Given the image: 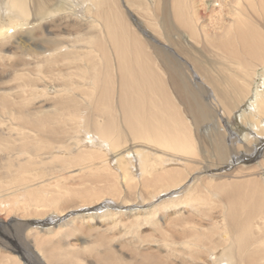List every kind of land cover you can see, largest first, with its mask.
I'll use <instances>...</instances> for the list:
<instances>
[{"label":"bare ground","instance_id":"1","mask_svg":"<svg viewBox=\"0 0 264 264\" xmlns=\"http://www.w3.org/2000/svg\"><path fill=\"white\" fill-rule=\"evenodd\" d=\"M145 1L125 4L151 12ZM195 1H171L183 31L168 9L161 20L163 38L173 40L175 33L182 39L185 32L192 41L211 43L225 67L233 69L228 85L236 92L235 107L255 92L243 117L251 118L252 130L263 139L264 0H212L221 8L217 18L208 17L209 23L201 20L207 1L200 0L196 8ZM176 45L188 48L180 41ZM153 46L127 22L116 0H0V211L20 207L28 214H45L58 205L63 191L72 192L64 179L76 176L108 180L109 188L74 191L87 204L104 203L106 193H121L124 187L135 191L141 185L146 191L142 202L150 199L151 207L137 212L135 221L125 226H140L153 221L159 209L167 212L184 204L199 207L198 212L208 209L211 220L204 223L192 217L170 224L165 215L164 222L154 219L152 225L160 230L152 242L158 243L157 250L131 259L142 257L144 264H264L263 175L236 170L243 175L209 178L194 187L202 179L197 172L219 171L237 160L239 152L234 154L226 135L217 132L210 140L217 168L203 163L206 155L199 158L193 131L212 122L214 111L191 89L170 51ZM257 79L262 83L255 91ZM170 86L194 124L184 119ZM220 93L227 99L224 91ZM252 141L243 140L246 151L253 153ZM253 158L254 154L247 159ZM172 160L185 168H169ZM135 171L142 178L138 180ZM237 176L245 178L230 180ZM112 197L105 204L118 207L110 202ZM114 215L109 211L105 219L118 225L121 219ZM59 216L45 223L56 222ZM94 218L82 220L90 225ZM72 224L60 222L45 233L58 235L73 229ZM105 237L99 235L97 242H106ZM99 252L96 264L137 263L112 248ZM28 254L37 264L46 260L43 252ZM16 257L9 262L21 264Z\"/></svg>","mask_w":264,"mask_h":264},{"label":"rangeland","instance_id":"2","mask_svg":"<svg viewBox=\"0 0 264 264\" xmlns=\"http://www.w3.org/2000/svg\"><path fill=\"white\" fill-rule=\"evenodd\" d=\"M116 1L121 6V10L126 17L127 22H129V24H131L133 28L137 29L141 36L146 39V41H149L151 45H154V48L157 47L156 49H158L159 51L163 50L164 48L166 49V51H170V54L173 55L174 60L176 61L175 64L179 65L184 70V75L186 76L187 82L189 86H191V89L197 94V96L200 97L203 102L207 103L214 111L213 113L215 114V119L212 122H207L206 124H204L205 126H197L196 131H193V135L197 143L196 146L200 153L199 158H202L206 155V158H204L203 160L204 162H202L205 164H209L211 168H217V166L213 165L215 163V155L211 150L210 144L211 138H215L214 135L217 132H221L226 135L227 145L229 149L231 148L230 150L234 154L236 153V151L239 152L237 160H232V163L229 166H225L219 171L204 169V171L197 172L195 175H199V177H201L202 179L198 180L194 187H201L202 183L204 184L205 181L209 180V178H213L214 180L218 178H229L230 176H232L229 174H236L237 171H241L244 173L247 172L251 174L253 172H257L258 174H262L264 179V168H261V163L264 159V138L258 139L256 133L252 130L253 123H251V118L244 119L243 117L244 113L249 112L251 96H253L255 92H251L252 94L246 99L244 105L239 108L235 107L238 104V102L236 101V92L228 85V83H231L233 69H231L230 67H225V64L223 63L224 61L215 53L211 43L206 44L202 41L201 43L192 41V38L189 37V35L185 32L182 36V39H178L175 33L173 34V40L169 38L168 41H166L165 38H163L161 30V20L163 18V13L165 11L167 12L169 9L171 13L169 11L168 12L169 14H172V21H174V23H177V21H175L174 19L173 14L175 13V10H173V0L145 1L148 2L149 5H151V12H148L141 8L134 7V9L133 7H128L125 4L127 0ZM206 1V4L208 5L202 13L204 15L201 20L209 23L210 20L208 17H210L211 15L212 17L217 18V8L220 9L221 7H215L212 0ZM195 4L196 8L198 5H200V0H196ZM228 8L229 7L227 6L223 7L225 11H227ZM214 9H216V12L214 11ZM152 11L154 12V14H152ZM175 26L182 30V28L179 27V23L175 24ZM177 41H180V44L182 45L187 44L186 46L188 47V51L186 49H180L176 45ZM193 57L195 58V62L192 59ZM218 66L220 67V69ZM261 72L262 70H260V73ZM261 83L262 80L260 79H257L255 81V91L260 87L259 85H261ZM170 90L173 94V100L175 101V103H177L182 111L184 119H186L187 123L192 125L193 120L190 116L191 113L189 114L184 110L185 105L183 106V104L180 102V97L173 91L171 86ZM221 90L227 94V99H222V95L220 93ZM235 109L236 111L232 113V111ZM243 140H253V153L248 152V150L246 151L247 147H244L246 143H244ZM235 148L236 150H234ZM253 154V160L247 159L248 157L253 156ZM245 155L249 156L246 158ZM172 161L174 162V160ZM112 163H115V160H112ZM200 163L201 161L197 162L196 165H199ZM184 165V163L178 164L177 162H171L168 167L170 168L171 166H180L181 168H185L183 167ZM258 167L259 170L257 169ZM211 173L217 176L209 177ZM237 174L243 175L241 173ZM135 177L139 180V178H142V174L138 171H135ZM90 178H92V176ZM90 178L87 177L88 180L86 179L85 181L84 179H82V176L67 178L69 180L64 179L65 186L71 188L73 193H66V191H63L64 194L59 196V200L57 203L58 205H56L55 208L48 209V207V212L45 211V214H37L36 212L34 213V211L31 212L32 214H28L20 207L13 209L11 212L9 211V213L6 211H0V264H11V262L9 261L12 260L14 255L18 256L16 258L21 264H37L36 260L31 257L30 254H28L29 252L37 256V251H40L41 254L42 252L45 254L46 260L45 262H43L44 264H75L77 261L79 264H82V262L80 263V261H84L88 264H96L98 263L99 257L97 254L100 253L99 251L104 250V247L106 249L112 248L114 252L122 255V257L126 258V260H136L135 262L137 263L134 262L135 264H144V262L142 261V257H138V259H135V256H141L144 253L156 251L158 245V243L156 244L152 242L153 239L155 240L159 235L160 230L154 227L151 222H154L156 219H160L161 222H164V219L161 218L163 215L168 218L167 222H170V224H173L175 222H182L183 220H187L192 217L196 218L198 221L203 220L202 222L204 223L211 220L208 217V215L210 214L208 209H206L205 211L204 209H202L201 212H198L197 209L199 207L192 205H189L188 207L187 204H184V206H178L176 210L172 211L170 208L167 209V212H165L163 209H159L156 214L157 216L152 217V219L154 218L155 220L153 219V221H151L150 219L149 222H143L144 224H141L140 226H125L124 224H129L131 221H135V215L137 214V212L140 214L142 212L149 211L152 202H150V199H147L146 202L144 201L145 203H143L141 198V195L145 194L146 192L145 189H143L141 185H138V188L134 189L135 191H133V188L130 190L129 188L127 189V187H124L123 192H121L122 194L120 192L114 195L112 193H106L105 195L107 197H104V203L97 204V200H92L93 202L90 200L88 201L89 204H87V202H83L81 199L76 197V195L74 194L75 190H85L87 188H90L91 186H95L97 188L108 187V180L106 178L105 179L107 182H105V179L100 182L98 180L95 181L93 178ZM243 178L245 177L237 176V178L233 177L230 180ZM126 189L128 191L130 190V193H128ZM124 190L128 194H124ZM203 190L204 189H202V191ZM131 192L134 193L132 194ZM133 195H135V197ZM200 195L205 196L204 193H200ZM108 197L113 198V201H110L111 203H117V205L119 206L117 207L115 205H106L105 203H107L108 199H110ZM131 198L133 199L134 203L131 201ZM123 199L124 201L129 199L130 201L124 202ZM147 201L149 202V204ZM213 203H216V201L214 200ZM109 211L115 213L114 218L121 219L118 225L113 223L112 219L110 221L105 219ZM60 212H62L61 216H59ZM203 213L204 215H202ZM216 215L218 214L213 212V216ZM58 216V221L45 223L47 220H50L52 218L54 219ZM87 216L95 217V220H92L93 222L89 223L90 225L84 223V220H82L83 217ZM96 216H102V221L104 219L106 221L99 222V219L96 220ZM42 221H44L45 224L42 223ZM60 222L68 224L73 223V229L68 227V230L64 229L65 231H62L58 235L54 236L53 234L51 235L49 233H45L46 231H50L49 229L52 230ZM102 223H106L104 229H99V226H101ZM107 226H111V228L109 229V231H104ZM67 234L68 237L66 236ZM99 235H102L103 237L106 236V242L103 243L99 240L97 242V238ZM84 242H87L89 246L85 248L84 246L87 243L84 244ZM67 244H71V246L68 245L67 247ZM131 256H134L135 258L131 259ZM180 262L181 261H178L176 263L178 264Z\"/></svg>","mask_w":264,"mask_h":264}]
</instances>
